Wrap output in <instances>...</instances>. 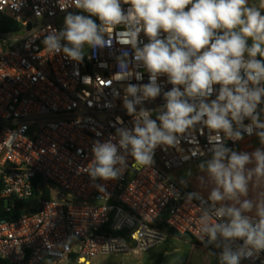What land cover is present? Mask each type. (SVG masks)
I'll return each instance as SVG.
<instances>
[{"label":"built area","instance_id":"built-area-1","mask_svg":"<svg viewBox=\"0 0 264 264\" xmlns=\"http://www.w3.org/2000/svg\"><path fill=\"white\" fill-rule=\"evenodd\" d=\"M71 3L0 0V22L16 28L0 33V264H92L103 255L138 256L164 244L171 232L206 248L197 235L208 198L185 188L175 174L212 155L207 128L197 125L176 148L157 147L151 166L137 167L129 156L116 166L123 171L115 180L87 171L96 142L118 144L117 129L133 128L125 97L137 113L156 109L172 85L160 76L156 99L128 94L129 85L149 84V74L131 58L130 46L115 40L111 48L87 49L81 63L62 53L49 56L44 35L59 30L58 18L77 11ZM124 52L131 62L118 75L117 57ZM206 249L220 252L213 245ZM241 264H264V252Z\"/></svg>","mask_w":264,"mask_h":264},{"label":"clouds","instance_id":"clouds-1","mask_svg":"<svg viewBox=\"0 0 264 264\" xmlns=\"http://www.w3.org/2000/svg\"><path fill=\"white\" fill-rule=\"evenodd\" d=\"M70 7L79 11L67 12L63 27L44 35L49 56L62 53L81 63L87 49L111 48L115 40L130 46L131 58L149 74V84L129 85L128 94L156 99L160 76L172 85L156 109L137 113L125 97L134 126L117 129L118 144H94L91 177L119 178L123 169L116 166L129 156L137 167L151 166L157 147L176 148L197 125L207 128L212 155L198 167L214 187L210 209L201 208L197 238L220 249L218 264L258 258L264 252V0L259 6L250 0H72ZM117 61L123 75L129 53ZM253 135L260 147L252 151L225 146Z\"/></svg>","mask_w":264,"mask_h":264},{"label":"rangeland","instance_id":"rangeland-1","mask_svg":"<svg viewBox=\"0 0 264 264\" xmlns=\"http://www.w3.org/2000/svg\"><path fill=\"white\" fill-rule=\"evenodd\" d=\"M250 3L259 6L260 0H250ZM64 17L65 15L58 20V29L63 27ZM209 159H211V156L195 164L185 166L181 169L180 173L176 174L177 179H179L185 188L197 190L207 198L214 185L209 182L207 172L201 171L198 165ZM171 240L172 238L169 237L164 244L147 250L138 256L122 254L103 255L97 257L92 264H151L160 254H163L164 252L168 253L165 264H178L179 260L181 262L183 258L188 255V253L185 252L186 250L184 248L178 249L177 246L176 248H169ZM193 250L195 252L193 253L194 257L192 258L191 264H195L196 260L204 261L206 264H217V256H213L211 254L206 256V254L212 253L210 250L201 247H195Z\"/></svg>","mask_w":264,"mask_h":264},{"label":"crops","instance_id":"crops-1","mask_svg":"<svg viewBox=\"0 0 264 264\" xmlns=\"http://www.w3.org/2000/svg\"><path fill=\"white\" fill-rule=\"evenodd\" d=\"M61 18V17H60ZM60 18H58L57 19V22H58V20L60 19ZM257 147H260V144H259V141H258V139L255 137V136H253L252 138H249V139H245V140H243V141H241V142H239L237 145H236V147H235V149H237V150H242V151H252V150H254L255 148H257ZM182 169V168H181ZM181 169L180 170H178L177 172H176V174H178V173H180V171H181ZM175 174V175H176ZM177 178V177H176ZM178 181H179V179H177ZM180 182V181H179ZM181 183V182H180ZM182 184V183H181ZM183 185V184H182ZM188 189V188H187ZM195 191H197V190H195ZM198 192V191H197ZM200 193V192H199ZM201 194V193H200ZM202 195V194H201ZM205 197V196H204ZM207 198V197H206ZM169 237H171L172 238V240L170 241V245H169V248L170 247H173V248H176V246H177V248L178 249H181V248H184L186 251L185 252H187L188 253V255L185 257V258H183V260L180 262V260H179V263L178 264H191V262H192V258L194 257V248L195 247H198V246H196L193 242H191L190 240H185V241H183V240H180V239H177V238H175V237H172L171 235L169 236ZM168 237V238H169ZM167 241V240H166ZM212 252V251H211ZM212 253H214V252H212ZM209 254H211V253H208V254H206V256L207 255H209ZM216 255L215 256H219V254H217V253H215ZM160 255H162V259H161V262L159 263V264H165V260H166V258H167V255H168V253H166V252H164L163 254H160ZM217 262V264H218V260L216 261ZM153 263V262H152ZM151 263V264H152ZM195 264H206L204 261H199V260H196L195 261Z\"/></svg>","mask_w":264,"mask_h":264},{"label":"trees","instance_id":"trees-1","mask_svg":"<svg viewBox=\"0 0 264 264\" xmlns=\"http://www.w3.org/2000/svg\"><path fill=\"white\" fill-rule=\"evenodd\" d=\"M14 29H16L15 28V26L14 25H12V24H10V23H8V22H6V21H1L0 22V33L1 32H4V31H10V30H14ZM170 235L172 236V237H175V238H177V239H180V240H183V241H185V240H187V238L186 237H184V236H178V235H176V234H174V233H170ZM161 259H162V255H159L158 257H157V259L152 263V264H159L160 262H161ZM2 264H6L5 262H1Z\"/></svg>","mask_w":264,"mask_h":264}]
</instances>
